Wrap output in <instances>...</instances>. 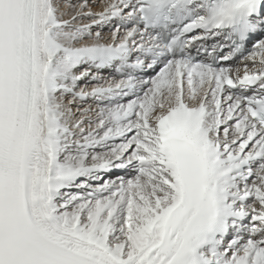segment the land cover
<instances>
[{
  "label": "snow or ice",
  "instance_id": "1",
  "mask_svg": "<svg viewBox=\"0 0 264 264\" xmlns=\"http://www.w3.org/2000/svg\"><path fill=\"white\" fill-rule=\"evenodd\" d=\"M0 264H264V0H0Z\"/></svg>",
  "mask_w": 264,
  "mask_h": 264
},
{
  "label": "rangeland",
  "instance_id": "2",
  "mask_svg": "<svg viewBox=\"0 0 264 264\" xmlns=\"http://www.w3.org/2000/svg\"><path fill=\"white\" fill-rule=\"evenodd\" d=\"M98 11V10H97ZM107 29H105V33H107ZM235 65H237V64H235ZM242 67H243V65H242ZM104 75H106L105 73H104ZM114 175H127L126 173H123V172H121V173H116V174H114Z\"/></svg>",
  "mask_w": 264,
  "mask_h": 264
},
{
  "label": "bare ground",
  "instance_id": "3",
  "mask_svg": "<svg viewBox=\"0 0 264 264\" xmlns=\"http://www.w3.org/2000/svg\"><path fill=\"white\" fill-rule=\"evenodd\" d=\"M96 10H101L98 6H96ZM243 64H241V63H239V66H242ZM242 69V68H241ZM152 73L151 72H149V73H147V75H151Z\"/></svg>",
  "mask_w": 264,
  "mask_h": 264
}]
</instances>
